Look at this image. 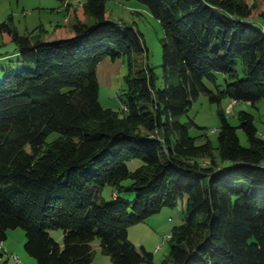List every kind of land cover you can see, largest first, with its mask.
Wrapping results in <instances>:
<instances>
[{
	"label": "trees",
	"instance_id": "1",
	"mask_svg": "<svg viewBox=\"0 0 264 264\" xmlns=\"http://www.w3.org/2000/svg\"><path fill=\"white\" fill-rule=\"evenodd\" d=\"M127 1L163 25L162 89L143 34L110 21L106 0L72 11L75 24L58 28L56 42L0 25L34 68L5 70L0 82V244L23 229L37 264H93L95 241L114 264H156L129 231L187 198L162 264H264V138L254 116L241 119L249 147L224 117L218 147L208 136L199 144L190 135L195 123L182 122L204 93L219 103L264 100V29L254 25L264 0ZM108 56L129 61L122 113L100 101L97 69ZM54 133L60 137L47 143ZM136 160L143 165L131 171ZM107 187L112 201L103 197ZM124 192L137 197L128 202ZM57 230L64 246L51 235Z\"/></svg>",
	"mask_w": 264,
	"mask_h": 264
},
{
	"label": "rangeland",
	"instance_id": "2",
	"mask_svg": "<svg viewBox=\"0 0 264 264\" xmlns=\"http://www.w3.org/2000/svg\"><path fill=\"white\" fill-rule=\"evenodd\" d=\"M71 3V4H70ZM86 0H0V25L8 23L13 29L18 31L22 36H28L33 41L39 39L47 42H56L60 36L57 29L66 31L75 24L73 12L75 9L83 6ZM69 5V6H68ZM106 8L109 20L116 23L136 25L143 34L145 43L149 49V58L147 63L155 69L158 76V87L164 88L163 80V63H164V39L165 32L162 23L156 19L148 8L137 1L127 0H106ZM71 10V12L69 11ZM257 29H264V17L254 19ZM88 24H92L91 19H87ZM66 34V32H64ZM65 36V35H64ZM64 38V37H63ZM34 70L31 66H25L21 62L20 54L17 52V45L8 37L0 32V82L4 81L5 70ZM237 70L244 76L243 65L238 63ZM129 74V61L127 58L113 59L108 56L98 65L97 78L100 85V101L105 109H111L115 112L122 113L124 110L126 91V78ZM209 89L217 92L218 88L206 82ZM221 91L225 90V76L218 75V83ZM243 113H249L255 118V125L259 134L264 135V100L254 106L251 103H235L229 97L223 98L220 103L212 102L208 93L201 94L195 101L193 107L183 117L184 124L195 123L190 128V135L197 138L199 144L205 142L202 137L208 136L215 147H218V133L213 131L222 127L223 117L229 123L237 128V133L241 144L249 147L250 143L246 132L241 128ZM60 137L58 133L49 136L47 143H52ZM143 165L140 160L128 163L131 171L137 170ZM131 184V180L125 181L124 185ZM112 187H107L103 191V197L112 201L115 196ZM125 200L134 201L136 194L124 192L120 194ZM187 212V198L180 199L178 206L175 208H166L160 214L149 218L147 221L131 227L129 231L130 240L139 250L145 248L154 255L156 264H162L168 259L171 252L169 236L173 229L185 223V214ZM52 237L64 246V233L62 230L52 231ZM28 238L26 231L23 229L10 230L8 239L5 243L4 258L0 264H37L26 250ZM94 262L93 264H114L112 258L105 255L102 251L101 243H93Z\"/></svg>",
	"mask_w": 264,
	"mask_h": 264
},
{
	"label": "built area",
	"instance_id": "3",
	"mask_svg": "<svg viewBox=\"0 0 264 264\" xmlns=\"http://www.w3.org/2000/svg\"><path fill=\"white\" fill-rule=\"evenodd\" d=\"M235 103H236V102H235ZM235 103H234V104H235ZM124 109H125V111L128 110L126 106H124ZM217 132H218V130L213 131V133H217ZM263 138H264V137H263ZM0 249L4 250V248H3V244H0Z\"/></svg>",
	"mask_w": 264,
	"mask_h": 264
},
{
	"label": "crops",
	"instance_id": "4",
	"mask_svg": "<svg viewBox=\"0 0 264 264\" xmlns=\"http://www.w3.org/2000/svg\"><path fill=\"white\" fill-rule=\"evenodd\" d=\"M262 25H264V24H262ZM263 27H264V26H263ZM258 131H259V130H258ZM259 133H260V132H259ZM260 136L264 137V135H261V134H260ZM3 247L6 248V249L8 250V248L6 247V244H3ZM28 263L30 264L31 262L29 261Z\"/></svg>",
	"mask_w": 264,
	"mask_h": 264
}]
</instances>
